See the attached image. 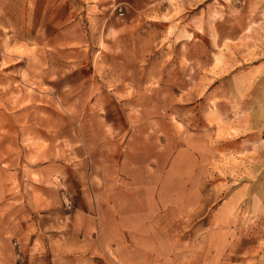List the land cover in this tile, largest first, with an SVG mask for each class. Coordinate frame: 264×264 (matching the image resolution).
Returning <instances> with one entry per match:
<instances>
[{"label":"rangeland","instance_id":"374dc122","mask_svg":"<svg viewBox=\"0 0 264 264\" xmlns=\"http://www.w3.org/2000/svg\"><path fill=\"white\" fill-rule=\"evenodd\" d=\"M53 8L0 0V264H62L112 204L157 212L171 264H206L227 204L223 264H264V0Z\"/></svg>","mask_w":264,"mask_h":264},{"label":"crops","instance_id":"0c3cea01","mask_svg":"<svg viewBox=\"0 0 264 264\" xmlns=\"http://www.w3.org/2000/svg\"><path fill=\"white\" fill-rule=\"evenodd\" d=\"M87 7H95L99 12L107 11L111 7L122 9V6H133L141 4L151 6L161 3L176 1L180 4H200L203 0H83ZM68 6L69 0H12L13 20L30 22L40 21V28L47 27L49 22L52 27L53 21H68L69 10L64 13H54V6ZM23 15V16H22ZM74 18V17H73ZM59 27H62L59 25ZM21 43V35H13L14 41ZM31 32L29 37L32 38ZM29 42H32L30 40ZM153 195V194H151ZM134 196H137L134 194ZM156 195H153V197ZM150 197V195H149ZM227 205V204H226ZM225 204L221 206L220 228L222 234L219 242L211 239L210 249L206 255V264H213L214 260L228 261V236L225 232L224 211H227ZM134 206H118L112 204L106 209H97L99 240H63L62 264H171L172 255L165 253V240L156 232L154 233L156 218L155 211L144 216L143 211ZM229 211V210H228ZM213 245H220V248H213ZM171 262V263H166Z\"/></svg>","mask_w":264,"mask_h":264},{"label":"built area","instance_id":"2783aa9c","mask_svg":"<svg viewBox=\"0 0 264 264\" xmlns=\"http://www.w3.org/2000/svg\"><path fill=\"white\" fill-rule=\"evenodd\" d=\"M123 15L122 9H118V16L121 17Z\"/></svg>","mask_w":264,"mask_h":264}]
</instances>
